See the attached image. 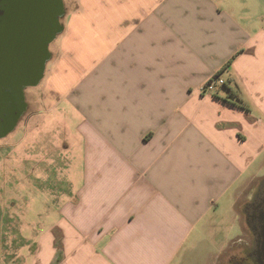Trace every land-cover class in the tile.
I'll return each mask as SVG.
<instances>
[{"label": "crops", "instance_id": "1", "mask_svg": "<svg viewBox=\"0 0 264 264\" xmlns=\"http://www.w3.org/2000/svg\"><path fill=\"white\" fill-rule=\"evenodd\" d=\"M79 5L39 100L77 113L82 178L37 231L33 264L252 263L237 208L264 196V0ZM217 74L223 87L203 92ZM225 214L241 231L227 223L217 244ZM15 219L3 204L0 264L29 241Z\"/></svg>", "mask_w": 264, "mask_h": 264}, {"label": "rangeland", "instance_id": "2", "mask_svg": "<svg viewBox=\"0 0 264 264\" xmlns=\"http://www.w3.org/2000/svg\"><path fill=\"white\" fill-rule=\"evenodd\" d=\"M63 1L64 14L61 24L65 27L71 14L77 12L80 5L79 0ZM60 33L50 44V59L52 52H55L60 44ZM47 67H51L50 61ZM85 69L86 65L82 64L69 76L66 86H71ZM45 82L46 80L42 79L38 85L25 88V100L29 106L14 130L0 139V208L4 204L7 212L21 216L18 226L16 219L13 220V226L19 228L23 237L29 238V241H23L21 246L13 237V233L10 235L11 243L19 244L17 254H20L13 259L12 264H33L32 250L37 231L50 223V217L59 210L61 202L70 197L73 186L79 185L82 178L83 157L79 150L82 139L76 130L79 118L77 113L73 114L67 101L58 105L53 112L47 111L39 100ZM249 199L240 198L237 208L243 223L248 222L250 227L245 229V240L241 242L247 253H251L255 241L246 212ZM42 214L48 215V219H38ZM24 216L26 218L23 219ZM231 217L225 214L220 218L217 244H223L228 239L227 223L232 227L236 225L232 228V233L240 234V219H235L234 214ZM231 264L252 263L237 258L233 259Z\"/></svg>", "mask_w": 264, "mask_h": 264}, {"label": "water", "instance_id": "3", "mask_svg": "<svg viewBox=\"0 0 264 264\" xmlns=\"http://www.w3.org/2000/svg\"><path fill=\"white\" fill-rule=\"evenodd\" d=\"M63 14V0L7 1L0 17V138L26 111L25 88L43 79L50 44L63 30Z\"/></svg>", "mask_w": 264, "mask_h": 264}, {"label": "flooded vegetation", "instance_id": "4", "mask_svg": "<svg viewBox=\"0 0 264 264\" xmlns=\"http://www.w3.org/2000/svg\"><path fill=\"white\" fill-rule=\"evenodd\" d=\"M7 1L8 0H0V17L5 13ZM21 117H23V114ZM5 118L7 121L9 115L6 114ZM246 212L255 235V241L250 253L253 259L252 264H264V196L263 198H253L247 205Z\"/></svg>", "mask_w": 264, "mask_h": 264}, {"label": "built area", "instance_id": "5", "mask_svg": "<svg viewBox=\"0 0 264 264\" xmlns=\"http://www.w3.org/2000/svg\"><path fill=\"white\" fill-rule=\"evenodd\" d=\"M224 80L214 77L213 79L209 80L205 86H203V92L206 93H214L217 90L218 85H223L224 84Z\"/></svg>", "mask_w": 264, "mask_h": 264}, {"label": "trees", "instance_id": "6", "mask_svg": "<svg viewBox=\"0 0 264 264\" xmlns=\"http://www.w3.org/2000/svg\"><path fill=\"white\" fill-rule=\"evenodd\" d=\"M218 75L219 74H217L215 77H218ZM227 88L229 89L230 93H232L231 87L227 86ZM237 104H239L241 107H246V105L244 104V102L240 98L237 99Z\"/></svg>", "mask_w": 264, "mask_h": 264}]
</instances>
